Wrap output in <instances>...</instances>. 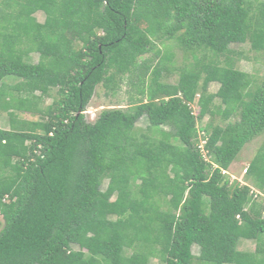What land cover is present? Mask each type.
I'll list each match as a JSON object with an SVG mask.
<instances>
[{"label": "trees", "instance_id": "1", "mask_svg": "<svg viewBox=\"0 0 264 264\" xmlns=\"http://www.w3.org/2000/svg\"><path fill=\"white\" fill-rule=\"evenodd\" d=\"M171 40L193 59L173 83ZM233 40L264 51V0H0V264H264V199L221 173L264 131ZM123 83L126 108L86 121ZM246 173L264 192V146Z\"/></svg>", "mask_w": 264, "mask_h": 264}, {"label": "rangeland", "instance_id": "2", "mask_svg": "<svg viewBox=\"0 0 264 264\" xmlns=\"http://www.w3.org/2000/svg\"><path fill=\"white\" fill-rule=\"evenodd\" d=\"M35 17L38 21H43L44 14L41 11H37L35 14ZM158 47L162 52H169L173 54V63L172 67L170 68V71L167 76H163V79L167 82L173 83L178 78V69L183 64H186L188 62H192L193 59L190 55L186 56V52L179 47L174 41H165V45L156 43L155 45ZM227 49H232L234 51L241 52V56L239 55H233V63L235 68H238L242 71H245L251 75V78L254 81V84H261L264 81V51H255L251 48L249 41L247 40H233L228 43ZM152 53H148L143 55L141 59H144L146 57L151 56ZM32 60L34 62H37L38 55L36 53L31 54ZM228 56H221L219 57V60L224 63ZM5 81L8 83H13L14 79H11L10 76L5 77ZM253 84V86H254ZM218 89V83H211L209 85L208 90L210 92H215ZM130 89L128 88V85L126 83L121 84L120 89L117 91V93L114 96H106L104 94V89L101 85H97L94 90V94L92 95L89 103L86 105L85 110L83 111L84 118L88 122H93L98 113L105 108H111V107H121L126 108V99L128 97ZM55 96V91H52L51 97H46L43 99L42 105L46 106L51 104L53 97ZM216 103L219 102L218 99L215 100ZM196 111V110H194ZM196 113V112H195ZM17 118L22 119H37L38 116L36 115H30L28 113H21L18 112L16 114ZM215 122L222 124L223 122L219 118L217 114L214 116ZM9 116L6 114V112L0 113V128H6L9 129L11 127L9 122ZM209 117L208 115L203 119V121H208ZM19 124V122H18ZM147 120L145 116H142L137 122H136V129L139 131L145 130L147 126ZM224 124V123H223ZM12 125H14V121H12ZM164 129H168L167 127H164ZM264 146V131L256 136L254 139H252L250 142L246 143L241 151L238 153L236 158L233 160V162L230 164L229 168L226 169L227 173L225 175H228L229 178L230 175H232L234 178H231L232 181H238L241 185H249L252 190L259 191L262 193L260 200L263 201L264 199V192L259 190L257 187H255L252 184V177L247 176V168L251 162V160L255 157L260 147ZM246 168V171H244ZM106 186V181H104L102 188ZM3 226V220L0 215V229ZM238 248L240 250H252L254 249V242L251 240H245L241 239L238 243ZM192 253L194 255H197L198 248L197 246L192 247ZM152 264H161L157 259L152 258L151 259ZM197 264V262H194Z\"/></svg>", "mask_w": 264, "mask_h": 264}, {"label": "built area", "instance_id": "3", "mask_svg": "<svg viewBox=\"0 0 264 264\" xmlns=\"http://www.w3.org/2000/svg\"><path fill=\"white\" fill-rule=\"evenodd\" d=\"M198 97V94L196 95V98ZM189 105V107L193 110V113H197L198 112V108H197V106H196V104L195 103H189L188 104ZM194 110H196V111H194ZM195 113V114H196ZM199 133V136H200V141H199V143H198V148H199V150H200V153H201V156H202V158L205 160V161H209V156H208V154H207V150L205 149V147H204V144H205V142H206V139L205 138H203L202 137V135L204 134V132L203 131H198ZM244 171H246V168H245V170ZM221 173L222 174H226L227 173V171H226V169H222L221 170ZM230 177L231 178H234L232 175H230ZM231 178H230V181H232L231 180ZM251 192H255V194H254V197H258V196H262V193H260L259 191H256V190H252L251 189ZM238 217V216H237Z\"/></svg>", "mask_w": 264, "mask_h": 264}]
</instances>
